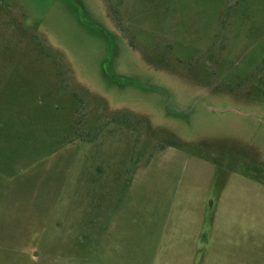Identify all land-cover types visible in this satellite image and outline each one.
Returning a JSON list of instances; mask_svg holds the SVG:
<instances>
[{"label":"rangeland","instance_id":"obj_1","mask_svg":"<svg viewBox=\"0 0 264 264\" xmlns=\"http://www.w3.org/2000/svg\"><path fill=\"white\" fill-rule=\"evenodd\" d=\"M0 264H264V0H0Z\"/></svg>","mask_w":264,"mask_h":264},{"label":"trees","instance_id":"obj_2","mask_svg":"<svg viewBox=\"0 0 264 264\" xmlns=\"http://www.w3.org/2000/svg\"><path fill=\"white\" fill-rule=\"evenodd\" d=\"M80 10V9H79ZM84 13H83V11L81 10V14H80V19L82 18V19H84V15H83ZM83 24L87 27L88 26V23H85V21L83 22ZM104 35V34H103ZM107 36V35H106ZM110 67H107L106 68V74H107V76L111 79V80H113V81H120V79H121V77H119L118 75H116V74H114L113 72H111L110 70ZM127 82V81H126Z\"/></svg>","mask_w":264,"mask_h":264}]
</instances>
